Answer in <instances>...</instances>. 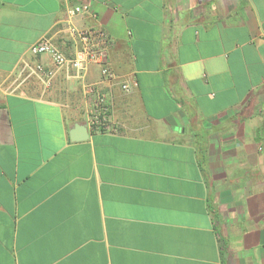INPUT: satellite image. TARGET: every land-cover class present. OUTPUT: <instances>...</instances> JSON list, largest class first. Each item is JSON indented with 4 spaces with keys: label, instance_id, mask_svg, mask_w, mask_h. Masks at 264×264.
<instances>
[{
    "label": "crops",
    "instance_id": "obj_1",
    "mask_svg": "<svg viewBox=\"0 0 264 264\" xmlns=\"http://www.w3.org/2000/svg\"><path fill=\"white\" fill-rule=\"evenodd\" d=\"M85 1L112 85L30 52L64 0H0V264H264V0Z\"/></svg>",
    "mask_w": 264,
    "mask_h": 264
},
{
    "label": "built area",
    "instance_id": "obj_2",
    "mask_svg": "<svg viewBox=\"0 0 264 264\" xmlns=\"http://www.w3.org/2000/svg\"><path fill=\"white\" fill-rule=\"evenodd\" d=\"M68 14L65 27L68 37L74 42V52L65 54L55 44L53 39L44 35L30 47L33 55L47 54L50 56L56 68L73 69L85 72L92 64H99L103 81L112 85L118 80L117 73L109 62V51L114 45V39L109 32L99 26L79 27L74 23V18L86 14L96 17L85 0H64ZM35 72L42 80L49 84L55 75V69L46 68L43 65L36 66ZM124 91L130 90L127 82L121 83ZM88 127L91 131L115 130L111 119V102L107 93L97 92L93 96V106L88 118Z\"/></svg>",
    "mask_w": 264,
    "mask_h": 264
},
{
    "label": "water",
    "instance_id": "obj_3",
    "mask_svg": "<svg viewBox=\"0 0 264 264\" xmlns=\"http://www.w3.org/2000/svg\"><path fill=\"white\" fill-rule=\"evenodd\" d=\"M90 137V130L84 123L77 122L70 129V139L72 141H82Z\"/></svg>",
    "mask_w": 264,
    "mask_h": 264
}]
</instances>
